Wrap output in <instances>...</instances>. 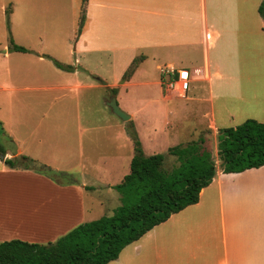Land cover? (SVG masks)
<instances>
[{
    "label": "crops",
    "instance_id": "crops-1",
    "mask_svg": "<svg viewBox=\"0 0 264 264\" xmlns=\"http://www.w3.org/2000/svg\"><path fill=\"white\" fill-rule=\"evenodd\" d=\"M261 2L0 0V15L9 5V26L28 38L27 43L17 45L28 52H15L9 49V42H4V34L0 35V122L4 136L13 143L5 144L6 153L0 156V242H54L79 224L93 220L95 210L112 203L108 209L113 211L119 203L112 186L89 187L74 179L76 184H56L31 170L5 165L6 159L26 156L65 175L71 168L61 167L55 159L64 146L71 153L70 161L75 157L85 161L82 128L74 118L66 123L57 114L60 92L106 87L111 96L112 90L121 95L141 72L147 77L150 63L155 64L158 74L163 67L186 66L193 74L186 97L161 90L149 92L146 96L154 99L147 100L145 107L158 104L166 114V107L174 105L170 112H176L185 124L181 129L200 128L202 123L215 140L219 129L250 119L264 123ZM82 6L84 22L77 35L75 22ZM43 27L49 33L69 29L65 40L75 38V52L80 51L73 72L59 76L48 62L55 52L43 53L42 38L29 36L43 31ZM3 28L0 22L1 33ZM50 42L55 43L52 38ZM104 53L115 68L110 79L85 66L79 69L80 60L87 66L91 60H102ZM135 62L132 75L119 82ZM163 118L164 125H158V119L149 124L146 136L151 143H164L172 134L171 120ZM191 122L195 125H187ZM73 129L77 134L76 155ZM182 135L187 136V131ZM83 169L78 163L74 173L80 178ZM101 188H106L104 195ZM108 264H264V166L240 173L216 170L197 203L153 227Z\"/></svg>",
    "mask_w": 264,
    "mask_h": 264
},
{
    "label": "trees",
    "instance_id": "trees-1",
    "mask_svg": "<svg viewBox=\"0 0 264 264\" xmlns=\"http://www.w3.org/2000/svg\"><path fill=\"white\" fill-rule=\"evenodd\" d=\"M258 13L264 21V0ZM83 18L84 11L81 21ZM262 29L264 31V26ZM79 32L80 29L77 35ZM9 49L28 52L11 39ZM49 59L61 70H73L71 66ZM133 71L129 68L124 77L131 76ZM115 94L112 90V95ZM129 136L133 140L134 154L129 173L113 187L119 195V205L111 215L79 224L46 244L17 239L0 242V264H108L117 259L124 247L139 240L153 227L197 203L201 190L216 176L217 167L222 173H240L264 166V123L251 119L236 127L218 130V166L205 149L203 136L168 148L167 154L176 160L169 171L163 169L164 155L145 156L135 131L131 130ZM5 144L13 145L4 136L0 122V156L6 153ZM4 163L11 169L31 170L44 176L52 171L26 156L6 159Z\"/></svg>",
    "mask_w": 264,
    "mask_h": 264
},
{
    "label": "rangeland",
    "instance_id": "rangeland-1",
    "mask_svg": "<svg viewBox=\"0 0 264 264\" xmlns=\"http://www.w3.org/2000/svg\"><path fill=\"white\" fill-rule=\"evenodd\" d=\"M8 11H10L9 5L6 8L5 14L0 15L2 27H5V29L3 28V33L0 32V35L4 34V42L8 45V42L10 44L11 39L16 45L27 43L28 38L25 39V34L19 32L16 27L12 29L9 26ZM82 11H84L83 6L81 7L75 22V30L77 31L81 28L82 23L84 22V18L82 20L83 22L81 21ZM65 28L67 29V27ZM42 29L43 31L31 33L29 36H31L34 40L41 37L43 41V53L53 54L55 52L52 55L53 59H58L59 63L71 66L74 70L76 66L75 59H80V51L75 52V38L72 39L70 36L68 40H65L69 29L63 33H49V29H46L45 27ZM51 38L55 43L51 44ZM70 50H72L71 53ZM104 55L105 56L102 57V60H91L87 66L85 65V62L80 60L78 62L80 63L79 69H83V66H85V68L88 67V70L91 72L102 74L100 75L102 78L110 79L115 72V68L109 64L111 62L109 55L105 53ZM48 62L52 61L49 60ZM50 64L52 66V70H57L56 73H58L59 76L64 74V72H68L55 66L57 68L56 69L52 63ZM150 64L151 70L149 71V68L147 69V77L144 76V72H141L140 75L134 78L132 85H129V87H126L123 90L121 95H115L119 109L129 116L130 114L133 116V118L127 122L121 121L107 106V103L111 98V94L108 92L106 87H99L98 89L87 88L78 93H72L70 91L58 93V116L65 119L66 123H69L72 117V119L74 118L73 122L77 123L78 126L82 128L83 144L81 153L84 155L85 161H79L76 157L74 160L70 161L71 153L64 150L65 146H59L60 151L57 153L58 155L55 159L58 165L66 167L67 169L71 168V171H66V175H60V172L59 174L58 171L52 170L48 175H45L47 178L56 184H76L74 180H77V182L82 181V183H86L89 187L98 185L112 186L113 188L117 185V183L121 182L124 176H126L130 171V161L134 154L133 140L129 136V132L131 130L135 131L144 155L149 156L152 154H161L165 156L163 162V169L165 171L171 170L176 165L175 158L167 154L168 148L178 146L180 144L185 145V143L189 141H196L200 138V136L204 137V147L212 154L213 159L216 160V166L219 165L217 160L215 136L209 130L202 128L204 127L202 123L199 124L200 128L197 127L196 129L184 130L181 129V126H185V124L181 122L179 115H177L176 112H170L176 108L174 105L166 107V111L171 113L170 116L167 112L165 114L164 109L161 110L158 104L145 107L147 100L154 99L153 96H146L149 95V92L152 94L158 93L160 90L163 91L159 83L160 75L158 74V70L155 69L154 63ZM147 65L150 66L149 64ZM136 66L137 62L129 68L135 69ZM177 67L179 69L186 68V66ZM73 70L71 72H73ZM116 70H118V67H116ZM91 74L93 75V73ZM127 77L128 76L124 78V76H121L119 78V82L124 81ZM89 78L91 79V77ZM102 82L105 83L104 80L99 81L100 84H103ZM155 100H157V98ZM76 110L78 117L76 116ZM163 116H166L171 120V127H173V129L170 132H172V134L168 137V140H165L164 143L162 141L151 143V139H148L146 136L149 133V124H153L156 119H158V125H164ZM192 123L193 122L187 123V125H192ZM193 124L195 125V123ZM175 128H177V130H181L182 134L187 131L188 135L186 136L181 134L178 136V132ZM67 136L68 133L66 137ZM72 137L74 139L72 144L73 153L76 155L78 149V145L75 142V139L77 138L76 129H73ZM121 138L123 139V143ZM78 163H81L84 166L80 178L74 173V169ZM217 170H219L218 167ZM69 173H73L74 177H71ZM69 178L72 180L74 179L73 181L75 183L70 182L68 180ZM105 189L106 188H101V194H105ZM111 205L112 203L107 205L105 208L100 207V209L95 210V212L91 214V219L96 220L101 216L111 213L112 210L108 209ZM118 205L119 203L113 206V209Z\"/></svg>",
    "mask_w": 264,
    "mask_h": 264
},
{
    "label": "built area",
    "instance_id": "built-area-1",
    "mask_svg": "<svg viewBox=\"0 0 264 264\" xmlns=\"http://www.w3.org/2000/svg\"><path fill=\"white\" fill-rule=\"evenodd\" d=\"M160 85L164 93L185 98L190 87L193 74L186 69L163 67L159 70ZM196 75V74H195Z\"/></svg>",
    "mask_w": 264,
    "mask_h": 264
},
{
    "label": "water",
    "instance_id": "water-1",
    "mask_svg": "<svg viewBox=\"0 0 264 264\" xmlns=\"http://www.w3.org/2000/svg\"><path fill=\"white\" fill-rule=\"evenodd\" d=\"M104 84V82H102ZM107 106L110 108L111 112L117 116L121 121L127 122L130 120V116L121 111L117 105L116 99L114 96H111Z\"/></svg>",
    "mask_w": 264,
    "mask_h": 264
}]
</instances>
